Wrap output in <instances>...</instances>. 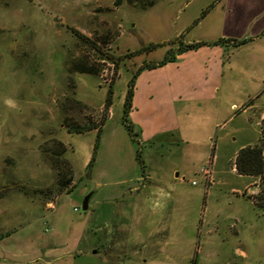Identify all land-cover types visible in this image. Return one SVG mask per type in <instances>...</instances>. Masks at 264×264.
Instances as JSON below:
<instances>
[{
	"label": "rangeland",
	"instance_id": "1",
	"mask_svg": "<svg viewBox=\"0 0 264 264\" xmlns=\"http://www.w3.org/2000/svg\"><path fill=\"white\" fill-rule=\"evenodd\" d=\"M214 1L0 0V234L11 233L0 252L18 255L37 238L55 245L41 264H264V213L247 199L258 192L257 181L234 166L240 147L261 138L264 37L225 53L228 88L220 85L216 106L196 114L189 145L171 138L138 147L143 171L135 145L134 157L123 151L106 157L92 177L86 165L96 133L67 130L109 115L108 124L120 126L131 76L163 58L181 30L179 39L212 31L218 13L196 25ZM76 64L95 73L70 70ZM109 89L112 104L105 108ZM52 139L68 148L64 157L76 184L59 195L53 212L32 191H56L57 171L44 151ZM207 167L204 179L200 170ZM149 178L141 220H129V188ZM129 221L138 224L126 241ZM95 242L118 260L89 254L92 259L73 261L75 251L89 252Z\"/></svg>",
	"mask_w": 264,
	"mask_h": 264
},
{
	"label": "crops",
	"instance_id": "2",
	"mask_svg": "<svg viewBox=\"0 0 264 264\" xmlns=\"http://www.w3.org/2000/svg\"><path fill=\"white\" fill-rule=\"evenodd\" d=\"M215 1H218L217 5L213 3V7L211 6L210 11L196 26L207 22L213 13H218L217 26L210 32L195 33L187 38L184 36L183 39H179L186 28L181 30V34L175 37L176 43H174L172 49L175 50L178 47V40H181L183 44H189L200 41L210 43L219 39H248L247 43H245L248 46L264 37V0ZM233 48L234 46L231 42L202 46L196 50L180 53L173 62L139 72L135 78L128 117L138 127L141 143L146 144L150 141L158 140L162 142L173 138L172 140L175 143L183 142L184 145H189L191 141L189 136L190 125L195 121L196 114L202 112L203 109L211 110L212 106H216L220 85L225 84V87L228 88V82L226 83V81L231 76L224 71V58L227 51H235ZM161 59L151 62H157ZM253 105V103H250L247 108H251ZM232 108H236L235 104H232ZM109 118L110 115L102 126L99 147L91 169L92 177L98 174V165L106 157L115 159L120 151H123L128 159L132 155L134 157L135 143L131 140L122 124L120 126H110L108 124ZM92 132L95 133L94 130ZM113 162L116 163V161ZM175 176L178 177V174H175ZM135 180L138 181L139 177H136ZM154 180L159 181L158 177ZM150 181L151 178H149L147 185H134L129 188L130 209L129 212L127 211L129 220L132 218H134L135 222L137 219L141 220V215L145 209L142 205L146 203L141 193L152 183ZM58 197L53 202L45 201L44 204H50L51 206L50 208H43L53 212L55 210L54 203ZM97 197L100 199L99 195ZM104 198L108 197H101V199ZM110 198L112 199V197ZM37 207L41 208V206ZM138 223L132 224L131 221L128 222L123 230L125 232L123 238L126 241L131 238L130 233L135 232L133 228ZM138 229V231L141 230L140 228ZM156 236L157 234L155 238H157ZM28 244L30 249H25L26 251L23 253L18 251V255L7 257L0 252V264H41L40 261L48 260V256L55 249L53 243L46 245L42 239L37 238L31 239ZM112 245L114 244L111 243L106 247H111ZM90 246L91 251L89 252L91 253L88 251L83 253L81 250L75 251L72 255L73 261H78L80 257L86 256L87 259H92L89 258V254H92L93 259L104 257L106 263H114L118 260H111L108 251L102 250V244L95 242L91 243Z\"/></svg>",
	"mask_w": 264,
	"mask_h": 264
},
{
	"label": "trees",
	"instance_id": "3",
	"mask_svg": "<svg viewBox=\"0 0 264 264\" xmlns=\"http://www.w3.org/2000/svg\"><path fill=\"white\" fill-rule=\"evenodd\" d=\"M212 5H209L211 7ZM206 12V9L204 12H202V15ZM75 35L79 37L81 40L86 41L87 38L84 36L78 34L75 32ZM248 39H242V40H224L219 39L214 42H192L189 44H183L181 40H178V47L174 50L171 47L166 51L164 57L157 61V62H145L143 63L131 76L130 80L127 83V91L124 97L123 107H122V117H121V123L123 127L125 128L126 132L128 133L131 140L135 143L137 146V151L135 155V159L137 160L138 164L140 165L142 171L144 170V162L141 159L140 152L138 147L142 146V143L140 141V134L138 127L131 122V120L128 117V113L131 108V100L134 92V84H135V78L139 74L140 71L145 69H153L156 67H160L165 65L166 63L173 62L176 60V56L179 55L182 52L188 51V50H196L199 47L202 46H210V45H218L223 43H229L231 42L234 47H237L239 45L247 43ZM155 46L151 45L147 48H142L140 50L136 51V55L141 54L144 51H150V49L154 48ZM70 70L77 71L80 73H87V74H94V69L85 66L81 64H76L74 67H72ZM113 92L109 89L108 93L105 98V108H109L112 104V97ZM80 105V104H79ZM107 118H104L101 120L100 124L94 125L89 124L85 127L79 126L77 124H70L67 127V130L69 133H84L88 131L94 130L95 135V141L93 144V152L90 161L86 165V169L88 172L92 169L97 150L99 147V141L100 136L102 132V126L105 123ZM51 143V149H45V153L48 155V151L50 152L48 155V158L51 159L53 162V168L57 171V184H56V191L53 193L51 189H33V194H38L40 196H43V201H54V196H59L63 192H71L74 187V179H73V171L70 166V163L68 160L65 159L64 154L67 151L66 145H64L60 140L52 139L50 140ZM213 156L210 157L212 160ZM234 166L237 171V173L241 176H247L252 177L256 179L257 184L256 187L259 188L258 192L255 195L248 196L247 199H249L252 204L262 211L264 213V117L261 120V138L256 145H247L239 149L235 156L234 160ZM34 198V196H31ZM55 197V198H56ZM9 232H6L4 234H0V240L3 239L5 236H8Z\"/></svg>",
	"mask_w": 264,
	"mask_h": 264
},
{
	"label": "built area",
	"instance_id": "4",
	"mask_svg": "<svg viewBox=\"0 0 264 264\" xmlns=\"http://www.w3.org/2000/svg\"><path fill=\"white\" fill-rule=\"evenodd\" d=\"M200 172H201V174H202V177H203L204 179H206V178L208 177V174H209V169H208V167H207V168H202V169L200 170ZM190 184H191V185H196L197 182H196L195 180H192V181H190ZM74 210H76V208H74Z\"/></svg>",
	"mask_w": 264,
	"mask_h": 264
},
{
	"label": "water",
	"instance_id": "5",
	"mask_svg": "<svg viewBox=\"0 0 264 264\" xmlns=\"http://www.w3.org/2000/svg\"><path fill=\"white\" fill-rule=\"evenodd\" d=\"M89 196H90V195H88V196L85 198V200L83 201V204H82V210H84V211L87 210Z\"/></svg>",
	"mask_w": 264,
	"mask_h": 264
}]
</instances>
